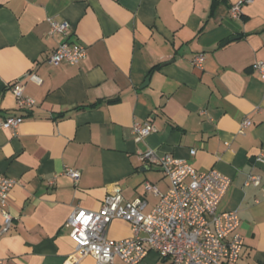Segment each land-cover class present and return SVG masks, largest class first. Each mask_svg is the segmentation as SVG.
Segmentation results:
<instances>
[{"label":"crops","instance_id":"obj_1","mask_svg":"<svg viewBox=\"0 0 264 264\" xmlns=\"http://www.w3.org/2000/svg\"><path fill=\"white\" fill-rule=\"evenodd\" d=\"M236 1L0 0V123L24 117L15 135L0 127V172L17 180L0 264H75L68 216L98 210L115 186L125 201L145 198L150 212L158 196L144 183L165 192L169 181L138 160L147 149L229 177L217 211L238 212L243 246L231 264H264V78L251 69L264 61V0L233 18ZM48 17L69 22L70 33L49 34ZM65 39L83 43L85 58L50 64ZM198 53L202 68L192 63ZM16 81L34 100L27 110L10 90ZM144 121L154 131L137 141L131 127ZM66 168L79 171L76 181ZM249 174L260 175L259 186L244 185ZM131 235L122 219L107 228L111 239ZM78 264L97 263L85 256ZM139 264L170 261L150 251Z\"/></svg>","mask_w":264,"mask_h":264},{"label":"built area","instance_id":"obj_2","mask_svg":"<svg viewBox=\"0 0 264 264\" xmlns=\"http://www.w3.org/2000/svg\"><path fill=\"white\" fill-rule=\"evenodd\" d=\"M252 1L234 2L229 8L230 16L239 17L242 6ZM47 21L49 34L67 36L71 31L67 21H58L53 17H48ZM85 56L86 46L83 43L65 39L58 43L47 61L53 65H74ZM203 61L204 55L198 53L192 63L202 68ZM251 69L264 78V61L254 62ZM30 79L39 82L35 74H31ZM10 90L19 108L27 110L34 105V100L23 93L20 81L12 83ZM23 120V114H10L3 118L0 127L15 135ZM250 123L248 118L243 119L240 131ZM153 131L154 125L150 121L134 122L131 127L137 141ZM195 153L194 148L190 150V154ZM136 156L139 161L163 172L169 181L167 190L161 192L154 184L144 183L145 193L158 196L156 205L147 213L144 212L145 198L125 201L118 186L105 196L98 210L74 209L65 222L74 243L73 262L78 264L82 257L91 256L97 264H113L116 258L124 264H139L150 251H155L168 258L170 264L235 263L243 246V237L238 231V212L217 211L229 188L230 178L214 168L199 171L186 160L170 154L159 155L153 149L137 152ZM257 160L264 162V153L259 154ZM65 173L75 181L79 177V171L74 168H66ZM16 183L17 180L0 172L1 233L11 227L8 196ZM260 183L259 174H249L244 185L259 186ZM114 219L129 222L132 235L119 240L109 238L107 228Z\"/></svg>","mask_w":264,"mask_h":264},{"label":"water","instance_id":"obj_3","mask_svg":"<svg viewBox=\"0 0 264 264\" xmlns=\"http://www.w3.org/2000/svg\"><path fill=\"white\" fill-rule=\"evenodd\" d=\"M234 38H236V36H231L229 39L232 40V39H234ZM229 39L224 40V41L221 43V45H224L225 43H227V41H228ZM146 82H147V80H146ZM146 82H145V83H146Z\"/></svg>","mask_w":264,"mask_h":264},{"label":"trees","instance_id":"obj_4","mask_svg":"<svg viewBox=\"0 0 264 264\" xmlns=\"http://www.w3.org/2000/svg\"><path fill=\"white\" fill-rule=\"evenodd\" d=\"M90 106H94V105H90ZM81 108H86V106H78V107H76V109H81Z\"/></svg>","mask_w":264,"mask_h":264}]
</instances>
